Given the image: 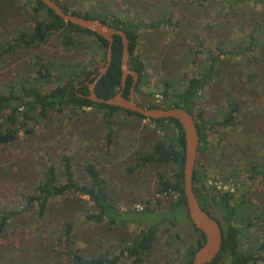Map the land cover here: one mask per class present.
<instances>
[{"label": "rangeland", "instance_id": "obj_1", "mask_svg": "<svg viewBox=\"0 0 264 264\" xmlns=\"http://www.w3.org/2000/svg\"><path fill=\"white\" fill-rule=\"evenodd\" d=\"M71 10L87 13L92 9L112 11L121 19L141 24L136 54L145 62L144 82L135 93L137 102L160 103L158 93L167 78L176 81L182 77L200 75L215 62L216 74L202 91L199 109L207 117L220 121L231 106L235 112L234 126H219L212 132L211 154L200 158L208 166L212 181L236 168L238 182L222 184L221 191L247 192L262 211L253 233L264 238V177H251L247 163L264 160V0H211L197 4L189 0H60ZM32 0H0V37L12 40L18 29L33 27L38 15ZM158 18H169V23L148 27ZM256 29L259 41L246 50L249 32ZM55 34L43 44L22 49L5 60H0V93L7 92L17 81L31 75L41 91L56 85L55 77L38 78L39 64L81 61L89 66V77L94 68H100L104 49L93 36L78 34L85 44L65 50ZM89 46V47H88ZM233 51L232 53H228ZM34 70V71H32ZM44 72V71H43ZM56 75V72H53ZM139 81V79H138ZM137 81V83H138ZM6 111L0 116V129L9 126ZM108 114L96 108L79 112L49 111L46 118L32 122L34 132L26 133L17 123L18 138L0 145V209H17L27 205L26 197L43 176L50 164L61 168V156L72 157L75 174L84 177L87 160L96 163L108 182L111 194L121 210L144 209L154 206L158 173L169 169L164 165L147 166L129 172L139 151L146 150L157 135L155 125L148 119L124 112L117 113L116 132L108 144L106 126ZM87 198V197H83ZM163 201L167 198L162 196ZM91 206L70 195L52 202L48 216L38 219L35 206L11 221L0 238V264H73L65 256H57L55 234L63 219H71L77 239L76 246L87 256L111 248L121 236L138 231L136 224H95L86 217ZM62 219V220H61ZM190 220V219H189ZM191 221L183 220L176 227L161 226V235L155 249L142 264H179L182 246L175 234L187 243L198 238ZM250 239H255L254 235ZM119 264H135L125 256Z\"/></svg>", "mask_w": 264, "mask_h": 264}, {"label": "trees", "instance_id": "obj_2", "mask_svg": "<svg viewBox=\"0 0 264 264\" xmlns=\"http://www.w3.org/2000/svg\"><path fill=\"white\" fill-rule=\"evenodd\" d=\"M65 11L78 14L84 17L99 19L100 21L125 31L130 40L129 66L139 74V81L136 84V92L144 82L146 65L139 54H136L140 36L141 24L132 20L121 19L112 11L92 9L87 13H80L71 10L60 0H56ZM197 4H205L211 0H189ZM231 1V0H225ZM248 0H239L245 2ZM255 3L263 0H253ZM232 2V1H231ZM33 11L38 15L33 27L18 29L12 40L0 37V60H5L22 49H27L34 44H43L55 34H60L59 39L65 50H72L84 45V40L77 39L78 34L93 36L99 46L103 47V59L101 65L106 61V50L108 41L95 32L83 29L70 22H66L45 6L41 0H32ZM169 18H158L148 27H159L163 23H169ZM260 29L264 34V22L260 23ZM256 29L249 32V44L246 50H250L260 38L256 36ZM89 47V46H88ZM123 43L120 36H114L113 60L108 72L96 85V92L100 97L109 98L121 89V58ZM233 52V51H232ZM229 51L228 53H232ZM233 54V53H232ZM217 57L211 58V65L200 75L182 77L179 80L167 78L163 89L158 93L160 103H140L147 108L153 107H183L189 110L195 117L199 129V149L194 172V189L201 206L209 214L213 215L222 226L223 244L222 250L217 258L209 264H264V238L253 233L257 221L262 220V211L247 192H232L231 189L221 191L217 182L222 184L237 183L239 174L236 168H229L226 175L217 177L212 181L208 174L206 162L200 158H207L211 154L212 132L219 126H234L235 112L237 108L231 106L228 111L216 121L207 117L204 110L199 109V102L202 91L213 80L216 69ZM101 66V67H102ZM89 66L81 61L77 64L69 61L49 64H39L36 73L38 78L50 77L56 80V85L48 91H41L34 84L30 73L22 81H17L7 92L0 93V116L6 111L9 112L6 121L9 126L0 129V145L9 144L19 136V130L14 128L20 123V128H25L26 133L34 132L30 124L39 118H46L49 111L63 112L69 110L79 112L87 108H96L108 114L107 119V140L111 145L116 132V121L113 117L120 112L128 115H136L146 119L140 114L127 111L116 106L96 103L86 97L89 93L88 82L93 78L89 77ZM99 68H94L97 73ZM34 71V70H32ZM44 71V72H43ZM35 72V71H34ZM56 72V75H53ZM133 83L131 76L127 79L125 96L129 94V88ZM135 92V93H136ZM155 125L157 135L146 150L138 152L134 166L127 167L129 172H136L147 166L164 165L169 172L158 173L156 183V197L154 206L146 208L121 210L114 196L110 192L108 182L96 163L87 160L84 166V177L78 178L75 174L73 159L67 154L61 156V168L50 164L43 171V176L33 188V191L26 197L27 205L17 209H0V238L4 236L11 225V221L25 212L31 206H35V214L38 219L48 216L52 208V202L58 198L76 197L80 201H87L91 204L86 209V217L90 222L110 225L125 226L136 224L138 231L129 236H121L116 244L109 249L98 252L96 255L87 256L76 246L74 224L71 219H61L62 225L55 234L57 256L68 257L73 264H119L125 256L132 257L135 264H142L146 256L155 249V245L161 235V226L169 224L176 227L180 221L189 220L184 192L183 167L185 138L180 123L175 119L149 120ZM246 171L251 177H264V160L247 163ZM162 196L167 201L162 200ZM87 197V198H83ZM193 225V223H192ZM198 238L194 242L187 241L179 234L175 237L180 241L182 253L179 264H192L194 253L202 246L205 235L199 229H195ZM254 235L255 239H250Z\"/></svg>", "mask_w": 264, "mask_h": 264}, {"label": "water", "instance_id": "obj_3", "mask_svg": "<svg viewBox=\"0 0 264 264\" xmlns=\"http://www.w3.org/2000/svg\"><path fill=\"white\" fill-rule=\"evenodd\" d=\"M41 1L45 6L51 9L55 15L64 21L70 22L83 29L91 30L108 41L105 64L99 68L97 73L93 74V81L87 83L89 93L86 97L88 99L99 104H107L109 106L123 108L127 111L140 114L148 120L175 119L180 123L185 138L183 180L187 212L193 225L205 235V240L202 246L194 253L192 264L212 263L222 250L223 231L218 219L203 209L194 189L193 178L199 149V129L194 115L183 107L147 108L141 106L137 102L135 92L139 74L129 66L130 40L125 31L112 27L99 19L67 12L56 0ZM116 35L121 37L123 43L121 58V89L112 97L103 98L97 94L96 85L108 72L111 66L113 60V42L114 36ZM129 76L133 78V83L128 96H125L124 89L126 88Z\"/></svg>", "mask_w": 264, "mask_h": 264}, {"label": "flooded vegetation", "instance_id": "obj_4", "mask_svg": "<svg viewBox=\"0 0 264 264\" xmlns=\"http://www.w3.org/2000/svg\"><path fill=\"white\" fill-rule=\"evenodd\" d=\"M127 86V85H126ZM132 86V85H131ZM131 86H130V88H131ZM130 88H129V92H130ZM126 89V88H125ZM125 89H124V93H125Z\"/></svg>", "mask_w": 264, "mask_h": 264}]
</instances>
